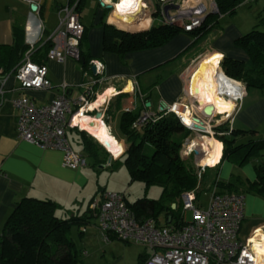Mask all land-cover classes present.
<instances>
[{
	"label": "crops",
	"instance_id": "1",
	"mask_svg": "<svg viewBox=\"0 0 264 264\" xmlns=\"http://www.w3.org/2000/svg\"><path fill=\"white\" fill-rule=\"evenodd\" d=\"M106 1L107 4L101 6L100 0H97V7H93L92 10L90 26L87 27L82 21L80 12L79 17L86 28L82 50L89 53L91 60L102 65L99 74L105 78V81L98 88L99 94L103 95L108 89L113 92L112 95L106 96L104 99L106 109L109 106L112 109L111 114L106 112V116L110 119L115 112L121 114L127 109L140 108L143 111L146 108L151 113H158L160 105L171 103L181 95L188 96L189 75L198 64L196 61L202 55V58L199 59L201 61H198L199 67L195 75L206 61L211 60L215 71L221 77L219 72V68L222 70L221 66L219 64L217 67L215 66L216 61L213 57L215 59L228 57L241 61L248 60L246 52L234 44V40L246 33L248 28V25H241L239 20L220 22L219 19L216 28L189 48L187 46L193 41V37L188 33L181 32L162 46L128 52L122 57L112 52H105L102 47L103 27L101 23L102 20L109 22L103 10L107 9L106 12H108L110 9L109 12L112 14H118L112 12L111 3L109 0ZM252 1L257 0H245L241 4L250 5ZM66 2L67 0H36L35 3L38 4V7L31 10V3L28 0H0V44L12 43L14 28L23 30L26 44L37 41L42 27L48 31L56 25L57 9H59V5H64ZM107 5H111V7L107 8ZM261 6L263 5H258V7ZM89 9L92 8L89 7ZM136 16L134 15L131 20L127 19L132 21L130 26L145 29L151 25L148 20H143L141 25H135ZM52 18L55 19L54 22L51 20ZM260 22L264 27V17L260 19ZM43 63L47 67V77L51 80L52 87L44 90H26L28 96L36 104H45L51 101L58 92V85L61 83L76 87L83 80L84 74H94L91 66L90 71H84L82 62L70 57L63 61L45 58ZM0 78L3 79V95L0 98V232L9 213L17 202L26 196L55 201L59 204L56 214L60 217L81 214L89 208L92 197L96 196L99 191L108 189L106 186L99 185L93 194H88L86 186L91 182V171L86 166L66 167L62 162V151L41 148L16 136L17 109L12 105L11 99L18 95V82L11 72L2 73ZM192 79L189 82L191 91H193ZM245 90V95L228 125L234 129H255L257 131L255 137L263 140L262 151L260 155L251 156L243 165H237L229 159L217 162L221 156L220 150L222 154L223 144L215 137L209 140L210 135H207L208 141L197 136L193 143L198 145L201 150L204 149L205 152L199 162H205L206 166L214 170V175L209 178L206 185L208 188L216 187L215 180L227 182L233 181L235 177H239L242 181L254 180L256 178L255 165L264 158V87L246 86ZM102 91L103 93H101ZM76 92H78L77 88L73 90L72 94ZM100 95L97 100L102 99ZM97 100L96 103L100 104ZM213 111L214 114L225 117L224 114L226 111L231 112V108H225L223 111L213 108ZM223 117L219 118V123L225 122ZM100 119L102 118L100 117ZM210 125L213 126L212 122ZM84 127L89 132V129ZM103 128L110 133L111 126L107 119L103 120ZM76 138L79 143L78 149H74L70 143L69 145L87 158L88 155L83 148L82 136L79 132ZM98 138L106 147L113 145L116 139L113 136L112 143L107 145L100 137ZM249 138L251 137L244 136L238 142H245ZM116 140L118 142L117 149L110 152L104 147L108 152L104 157H101L98 152L97 162H101L109 155H111L110 159L118 155L121 150V142ZM122 145L124 150V138ZM209 158H215L212 165H209ZM242 188L243 186H240L237 191L245 196L244 219L238 236L243 241L250 238L253 230L257 229L256 235L262 236L263 244L264 198L254 193L244 192ZM157 219L160 223H165L160 221L159 217ZM81 231L82 234L79 235V229L72 227L71 236L80 251L83 264H143L145 258L151 253L150 249L137 242L121 244L115 240L106 239L94 218L88 225L82 227ZM262 249L264 251V247Z\"/></svg>",
	"mask_w": 264,
	"mask_h": 264
},
{
	"label": "built area",
	"instance_id": "2",
	"mask_svg": "<svg viewBox=\"0 0 264 264\" xmlns=\"http://www.w3.org/2000/svg\"><path fill=\"white\" fill-rule=\"evenodd\" d=\"M206 1L207 3L204 0H143L142 11L137 14L135 25H141L143 20H148L149 24L157 21L176 25L184 32L192 31L200 27L208 13L218 12L214 0ZM76 2H66L59 6L56 25L48 31L42 27L39 39L29 43L24 56L11 71L18 82V95L11 99L12 105L17 109L16 136L41 148L62 151L63 165L69 168L87 164L86 156L72 149L66 137L68 129L85 130L74 119L83 114L92 115L90 113L97 110L102 112V119L106 117L105 100L99 106H91L98 98L99 86L105 81L99 74L102 65L90 60V66H95L94 74H84L83 80L76 87L61 83L54 98L45 104H36L26 90L52 87L45 63L31 58L36 46L50 42L46 59L63 61L70 57L80 60L79 46L84 25L75 9ZM100 3L105 6L107 1L100 0ZM111 8L113 11V6ZM140 28L143 27L136 29ZM221 60L222 57L219 66ZM196 67L197 64L194 69ZM194 69L188 78V96L181 95L171 103L160 105L158 113H151L144 108L132 123V127L140 128L148 121L173 114L184 127L195 132L197 136L210 135L217 139L218 135H222L223 132L215 131L214 127L220 124L219 118L223 116L214 113L206 115L203 111L204 105H200L191 91L189 81ZM219 72L221 77L216 79V93L233 103L231 112H226L223 117L230 124L233 113L245 95L246 85L226 75L220 68ZM2 85L3 79L0 78V98L3 95ZM75 88L78 92L72 94ZM185 116L189 117L188 121ZM198 126L204 128L199 129ZM192 142L191 138H186L180 153L185 156L192 155V148L197 147L195 145L190 148ZM195 164L201 169L204 168L196 161ZM197 195L195 189L181 195V208L184 211L190 210L191 220L186 221L182 215L180 221L174 224L160 223L152 216L137 217L126 204L124 193L120 191H99L89 208L94 211L97 226L106 239L107 233H112L122 241L137 242L151 250L143 264H264V254L259 255L254 248V244L261 241L256 237L257 229L253 230L250 238L243 241L238 236L244 219V194L219 192L213 187L204 207L196 203Z\"/></svg>",
	"mask_w": 264,
	"mask_h": 264
},
{
	"label": "trees",
	"instance_id": "3",
	"mask_svg": "<svg viewBox=\"0 0 264 264\" xmlns=\"http://www.w3.org/2000/svg\"><path fill=\"white\" fill-rule=\"evenodd\" d=\"M75 1H77L75 9L79 14L84 0H67V3L71 4ZM214 1L218 12L208 13L200 27L185 32L193 37L187 48L216 28L220 16L234 14L236 8L245 0ZM103 11L105 15L107 9ZM101 24L103 50L115 53L119 57L128 52L162 46L175 35L184 32L176 25L159 22L141 30H133L138 28L136 26L127 27L126 29L129 30L121 29L105 20H102ZM85 32L84 27L80 39L79 61L82 62L84 71H90L91 56L82 50ZM23 36L22 29L14 28L12 43L0 44V75L13 71L29 48ZM234 44L246 52L248 60L225 57L220 62L223 72L236 80L243 81L246 86L264 87V30L257 28L256 24L237 37ZM49 48V41L36 46L31 53L32 60L43 62ZM106 112L112 113L110 106ZM140 112V108L121 112L119 128L125 146L123 150L121 143L118 155L120 154L123 159L130 181H139L145 188L151 185L159 186L161 192L158 198L151 199L144 196L133 202L126 200V204L137 217L152 216L157 219L159 214L163 213L165 223H171L174 218H176L175 223L179 222L182 216L181 195L191 189L199 192L196 171L188 158L182 157L180 153L183 139L190 130L173 114L164 115L155 121H148L140 128H134L132 123ZM72 129L81 134L87 155L97 158L98 147L102 145L92 141L93 139L88 137L84 130ZM214 130L223 132L222 135L217 136L223 144L222 154L217 162L229 159L237 165H243L251 156L260 155L262 151L263 140L255 137L257 136L255 129H234L225 121L215 126ZM244 136L251 138L245 142H238ZM255 170L256 178L252 181H242L239 177H235L233 181L227 182L215 180L214 185L219 192H237L240 186H243L244 192L264 198V158L255 165ZM58 207L59 204L51 199L31 196L21 198L5 219L0 232V264H83L80 251L71 236V229L77 227L81 235V228L88 225L92 218L96 219L95 213L88 208L81 214L60 217L56 214ZM107 237L116 238L112 233H107Z\"/></svg>",
	"mask_w": 264,
	"mask_h": 264
},
{
	"label": "rangeland",
	"instance_id": "4",
	"mask_svg": "<svg viewBox=\"0 0 264 264\" xmlns=\"http://www.w3.org/2000/svg\"><path fill=\"white\" fill-rule=\"evenodd\" d=\"M156 2V0H153ZM205 3H207L206 0H204ZM207 5V4H206ZM258 5H263L261 7H258ZM83 8L80 10V17L82 21L88 26H90L91 18H92V10L93 7H97V0H84L83 3ZM91 7L92 9H89ZM264 0H257V1H252L250 5H239L235 13L230 15H222L220 16V22H226L227 20H236L241 23V25L245 26L248 25V28L246 31L250 30L254 25L257 24V28L264 30L263 24H261L260 19L264 17ZM110 9H108V12L106 13V18L108 19V22L110 24H113L114 26L121 28V29H126V27L130 26L132 24V21H128L126 18L120 16L124 15L125 13L120 10L119 8L116 9V14H112L109 12ZM126 15V14H125ZM53 22L55 19H51ZM157 22V21H156ZM127 30V29H126ZM139 30V29H137ZM203 56V55H202ZM202 56L200 58H202ZM99 104V103H97ZM90 114L95 115V112H91ZM120 115L118 112H115L113 114L112 119H110L108 116H106V119L108 123L111 126L110 133L114 136V138L118 139L121 143H123V135L121 133V130L119 128V119ZM105 118L103 119L104 121L106 120ZM110 120V122H109ZM82 127V126H81ZM85 128V127H82ZM86 135L88 137H91L94 142H98L97 139L94 138L96 135L92 131L89 130L86 131L84 130ZM77 134L78 132L75 129H68L67 130V138L69 143L74 149H78L79 143L77 141ZM94 134V136H92ZM98 138V136H95ZM188 138H191L192 140H195L197 135L195 132L190 131L187 135ZM205 137H208L205 135ZM211 136L209 137V140H211ZM99 139V138H98ZM115 139V143L111 146H108L107 149L108 151L112 152L117 149L118 147V142ZM186 138L183 139V142L185 141ZM213 139V138H212ZM99 143V142H98ZM117 144V145H116ZM221 149V148H220ZM103 146L98 147V152L101 157H104V155L108 152ZM182 157H187L189 160V163L194 167V170L196 171L197 175V180H198V185H199V193L197 195V200L196 203H198L201 206L206 205L208 197L210 195V192L212 188L206 187L208 180L210 177L214 175V170L212 168H209L206 166L205 162H198V165H203V169H201L199 166L195 164L193 154L185 156L181 154ZM87 165L86 168L91 171V182L86 186L88 194H93L97 189L98 186H106L108 190H118L124 193L126 199L128 202H133L137 198L140 197H147L151 199L158 198L161 192V187L156 186V185H151L148 188H145L144 184L139 182V181H130L129 173L125 165L123 164V159L120 157V154L113 157L112 159L109 160V156L106 158H101L103 159L101 162H97L98 158L88 156L87 158ZM104 167H101L103 166ZM85 188V191H86ZM181 209V208H180ZM181 213L184 216V219L186 221L191 220V212L190 210H182ZM159 219L160 221L164 222V214L160 213L159 214ZM176 218L173 219L171 224L175 223ZM111 240V239H110ZM112 240L117 241L118 243H125L124 241L113 238Z\"/></svg>",
	"mask_w": 264,
	"mask_h": 264
},
{
	"label": "bare ground",
	"instance_id": "5",
	"mask_svg": "<svg viewBox=\"0 0 264 264\" xmlns=\"http://www.w3.org/2000/svg\"><path fill=\"white\" fill-rule=\"evenodd\" d=\"M109 2L113 6L112 12H116V9L119 8L120 10H122L126 14V15L124 14V16H122V15L121 16L126 18V19H130V20L133 18L134 15H137V13L141 11L142 6H143V0H140V1L139 0H115V1L109 0ZM140 2H141V4H140ZM213 59L217 62V65H216V67H217L220 59H218V58L215 59L214 57H213ZM199 62L197 64L196 69H194L195 71H193L194 73L191 77V79L193 78L191 80V83L193 86L192 87L193 88L192 93L198 99L200 105H211V107H209L207 109L206 114H209V115L213 114L214 113L213 108H216L217 111H223L225 108H231V110H232L233 103L231 101L223 99L221 96L217 95V93H216V84H217L216 79L220 78V76L218 75L217 71H215V68L212 65L211 60L206 61L204 63V65L202 66V68L197 73V75H195L196 72L198 71ZM112 94H113L112 90L108 89L105 91V93L103 95L98 94V97L100 95L102 97V99L97 100V101L101 103L105 99L106 96H110ZM91 106L92 107L99 106V104H97L96 101H94L91 104ZM226 112H229V111H226ZM85 116H92L95 118H88ZM100 117H96L95 115L83 114L80 118H75L74 122L79 123L80 127L86 126L90 131H92L98 137H100V139H102L105 144L110 145L113 141V136L111 133H109V131L107 132V130H104L103 120L100 119ZM185 120L188 121L189 117L185 116ZM83 129H85V128H83ZM200 137L203 138L202 140L208 141V139H207L208 137H205V136H200ZM212 138H214V137H212ZM192 146H195V143L192 142L189 145L190 148ZM197 147L199 148L198 145H197ZM201 151L203 152V155H204V153H205L204 149H202ZM220 154H221V150H220ZM199 160H198V162H199ZM214 162H215V158H209V165H212ZM258 235L259 236H256V237L260 238L261 243L259 244V242H256L254 244V248L259 253V255H262V254H264V251L262 249V247H264V243L262 244V236L260 234H258ZM254 239H255V237H254Z\"/></svg>",
	"mask_w": 264,
	"mask_h": 264
},
{
	"label": "water",
	"instance_id": "6",
	"mask_svg": "<svg viewBox=\"0 0 264 264\" xmlns=\"http://www.w3.org/2000/svg\"><path fill=\"white\" fill-rule=\"evenodd\" d=\"M32 1H36V0H32ZM111 7V5H107V8H110ZM30 9L31 10H35L36 9V4L35 3H31L30 4ZM141 30V29H140ZM82 61H83V59H82ZM91 70H92V72L93 73H95L96 72V70H95V66L94 65H92L91 66ZM209 107H211V105H204V107H203V111H204V113L206 114V111H207V109L209 108ZM102 115V112L100 111V110H97L96 112H95V116L96 117H100ZM206 115H209V114H206ZM194 119L195 120H197V117H194ZM198 128L199 129H203L204 127L203 126H198ZM99 142V141H98ZM100 143V142H99ZM101 144V143H100ZM192 154H193V158H194V161H196V162H198V160L201 158V156L203 155V152H201L199 149H198V147H193L192 148ZM110 158H111V155H109V160H110ZM173 207H174V204L172 205Z\"/></svg>",
	"mask_w": 264,
	"mask_h": 264
}]
</instances>
